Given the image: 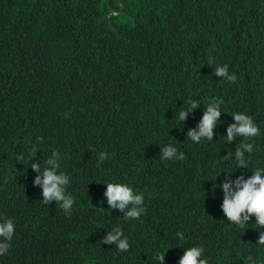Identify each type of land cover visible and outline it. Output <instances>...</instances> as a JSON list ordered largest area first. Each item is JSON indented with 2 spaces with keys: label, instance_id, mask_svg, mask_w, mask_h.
<instances>
[{
  "label": "trees",
  "instance_id": "16d2710c",
  "mask_svg": "<svg viewBox=\"0 0 264 264\" xmlns=\"http://www.w3.org/2000/svg\"><path fill=\"white\" fill-rule=\"evenodd\" d=\"M225 64L234 83L214 75ZM192 99L200 107L172 126ZM213 99L227 111L213 139L232 114L251 116L260 134L246 159L264 167V0H0V218L16 226L0 264H158L164 251L159 264H177L193 246L208 264H264V228L229 223L213 187L224 173L211 179L241 141L186 138ZM170 142L183 160L160 159ZM33 144L42 167L61 153L69 212L44 203L35 171L17 161ZM110 181L144 193L140 218L108 209ZM116 226L127 251L102 240Z\"/></svg>",
  "mask_w": 264,
  "mask_h": 264
},
{
  "label": "clouds",
  "instance_id": "9594fccd",
  "mask_svg": "<svg viewBox=\"0 0 264 264\" xmlns=\"http://www.w3.org/2000/svg\"><path fill=\"white\" fill-rule=\"evenodd\" d=\"M214 66L215 76L225 77L230 82H235L236 77L229 73L228 65ZM199 107V99H192L188 103L187 108L183 110L178 108L174 116V119L178 122L172 126L182 124L189 113ZM222 111L227 112L222 109L220 100L213 99L207 102L197 124L188 128L186 138L193 143L199 144L203 140L215 142L221 139L222 136L225 148L239 138L241 141L240 147L232 151L228 150L227 154L221 157L223 170L219 171V174L211 177V179H215L223 172L224 180L213 187L214 189L219 187L222 191L220 211L229 223L244 231L250 226L249 221L254 217V223L251 224V227L256 229L264 228V167L252 170L246 159V154L251 153L254 148V144L249 142L250 138L260 134V127L251 116L232 114L233 123L227 127L223 134H218L219 139L214 140V129L218 123H222ZM38 149H40L39 145L33 144L30 146L26 156L23 153L18 155L17 161L23 164L26 161L28 167L35 171L36 175L32 183L35 186H39L42 190L41 194L44 203L56 201L60 203L65 212H69L75 200L72 195L66 192L70 178L66 172L61 170V153L53 149L47 159L43 161L42 167V162L39 159H33L37 157ZM98 157L99 161L102 162L108 159L109 155L101 151ZM184 157V152L180 151L174 143L170 142L160 148L161 160H183ZM245 167L251 169L252 175L246 177L243 171L235 177L230 175L236 169L243 170ZM105 184L106 188L103 196L106 198L108 209L120 210L123 213L121 217L125 220L138 219L146 212L143 192L136 191L127 182L110 181ZM15 231L16 226L12 218H0V255H4L10 249ZM175 236L178 241L185 239L184 233L180 231H177ZM102 240L105 243L114 244L115 248L122 252L129 250L131 246L128 237L124 235L120 226L108 230ZM257 244L264 245V231L260 232ZM177 245L182 244L177 243ZM165 252L160 254L159 262L163 261ZM177 264H208V261L205 258L203 247L193 246L183 251L178 258Z\"/></svg>",
  "mask_w": 264,
  "mask_h": 264
}]
</instances>
